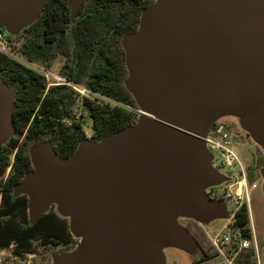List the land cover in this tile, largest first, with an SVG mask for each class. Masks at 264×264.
Returning <instances> with one entry per match:
<instances>
[{"label": "water", "instance_id": "water-1", "mask_svg": "<svg viewBox=\"0 0 264 264\" xmlns=\"http://www.w3.org/2000/svg\"><path fill=\"white\" fill-rule=\"evenodd\" d=\"M44 1L0 0V24L26 26ZM123 45L127 86L146 119L82 140L67 158L44 142L15 188L29 196L32 220L54 202L72 213L71 232L83 239L54 264H166L164 246L194 241L176 211L199 222L227 212L205 193L228 179L203 138L215 118L244 112L264 146V0H160ZM15 105L0 79V145L14 131Z\"/></svg>", "mask_w": 264, "mask_h": 264}, {"label": "trees", "instance_id": "trees-1", "mask_svg": "<svg viewBox=\"0 0 264 264\" xmlns=\"http://www.w3.org/2000/svg\"><path fill=\"white\" fill-rule=\"evenodd\" d=\"M154 2L82 0L72 12L68 0H45L37 17L10 35L20 42L18 51L28 62L50 66L49 61L61 56L60 74L88 94L65 84L49 85L38 70L0 52V79L16 104L11 116L14 131L0 145V248L12 246L22 254L31 252L37 239L75 241L66 216L49 209L32 220L29 196L15 193V188L34 169L35 147L49 142L67 158L87 139L73 108L78 98L91 119L94 141L137 123L141 107L127 86L130 68L123 40L138 31L143 10ZM248 222L243 205L235 223L247 232Z\"/></svg>", "mask_w": 264, "mask_h": 264}, {"label": "rangeland", "instance_id": "rangeland-1", "mask_svg": "<svg viewBox=\"0 0 264 264\" xmlns=\"http://www.w3.org/2000/svg\"><path fill=\"white\" fill-rule=\"evenodd\" d=\"M158 2L160 0H154ZM72 12H75L79 2L71 4L68 0ZM23 27L11 28L7 23H1L0 29L6 31L10 35H15L21 32ZM20 42L13 41L12 52L13 55L21 60L23 63L31 66L34 69L46 71L49 74L62 76L60 68L64 63L61 56H57L48 63L46 62H28L19 53ZM63 77V76H62ZM48 82H52L50 77ZM75 113L78 119H81L82 127L87 136V140L93 141V133L91 129V119L88 116L86 109L83 107L81 99L78 98L73 104ZM240 115L243 120L244 112L233 111L220 114L222 116L218 123L225 124L227 131L232 134H240L243 139L231 140L230 147L235 151L241 164L247 170V175L253 177L252 182H257L258 187L251 189L249 192L250 206H249V222L248 228L253 229L256 240V250L252 247L248 252L253 258L255 263L264 264V146L260 144L253 136L251 131L244 127V125H237L235 117ZM147 115L141 108L139 110V117L136 124L140 125ZM236 117V118H237ZM239 118V117H238ZM248 133V134H247ZM12 159V156H11ZM215 168V166H214ZM216 169L226 177H231L229 173L223 168ZM238 170V167L236 168ZM16 193V192H15ZM55 209L59 214L66 216L69 221L71 220L72 213H66L61 210L57 203H50L45 211ZM225 214L214 217L205 222H199L196 219L184 215L179 211L175 212V220L182 228L188 231L189 235L194 239L192 247L182 248L176 245H166L162 248V252L166 264H232L223 255L214 251L210 245L207 231L211 234L220 232L224 225L228 222L232 208L226 207ZM31 218V216H30ZM75 236V241L70 244L56 242L51 240L37 239L33 241V250L22 254L13 252V247L0 248V264H54L55 259L61 255L70 254L78 248L83 236ZM234 264H239L235 261Z\"/></svg>", "mask_w": 264, "mask_h": 264}, {"label": "built area", "instance_id": "built-area-1", "mask_svg": "<svg viewBox=\"0 0 264 264\" xmlns=\"http://www.w3.org/2000/svg\"><path fill=\"white\" fill-rule=\"evenodd\" d=\"M12 44L13 40L10 34L0 29V52L21 61L13 55ZM38 71L42 73L47 80L50 77L53 79L52 82H49V85L65 84L76 89L82 95L88 94L86 88L77 86L67 81L62 76L49 74L43 70ZM203 138L206 147L211 153V163L213 167L223 168L231 175L227 180L205 188V193L209 198L222 201L226 206L232 208L231 216L223 229L215 234H211L207 231V234L210 245L214 251L223 255L230 263L234 264L237 256L242 250L252 247L255 249L257 248L253 229L249 228V231L244 232L243 230L245 228L237 226L235 223V215L243 205L246 206L249 215V192L251 189L257 188L258 183L248 180L247 170L241 164L235 151L230 147L231 140L243 139L240 134L229 133L225 124L217 123L209 127ZM237 167L238 170H236Z\"/></svg>", "mask_w": 264, "mask_h": 264}, {"label": "flooded vegetation", "instance_id": "flooded-vegetation-1", "mask_svg": "<svg viewBox=\"0 0 264 264\" xmlns=\"http://www.w3.org/2000/svg\"><path fill=\"white\" fill-rule=\"evenodd\" d=\"M243 113V112H242ZM222 116H217L215 118V120L212 122V124H217L219 119L221 118ZM237 117V116H236ZM235 117V121L237 122V125L242 126L243 125V120L241 119L240 115H238V117L236 118ZM244 119V117H243ZM249 132V130H248ZM248 134V133H247ZM9 170V169H8ZM251 248H248V249H245V250H242L240 252V254L237 256L236 260L235 261H238L239 264H258V263H255L253 258L251 257L250 253L248 252V250H250ZM255 249V248H254ZM256 250V249H255Z\"/></svg>", "mask_w": 264, "mask_h": 264}]
</instances>
